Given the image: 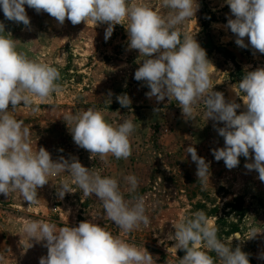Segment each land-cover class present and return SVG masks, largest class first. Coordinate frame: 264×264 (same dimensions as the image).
Returning <instances> with one entry per match:
<instances>
[{
  "label": "rangeland",
  "instance_id": "374dc122",
  "mask_svg": "<svg viewBox=\"0 0 264 264\" xmlns=\"http://www.w3.org/2000/svg\"><path fill=\"white\" fill-rule=\"evenodd\" d=\"M129 2L147 3L164 15L169 11L162 0ZM197 2L200 7L195 16L178 26L181 40L184 35L195 36L213 65L209 66L213 90L222 92L226 101L239 103L237 114H240L245 107L244 93L239 91L238 84L246 70L264 67V54L252 49L247 37L244 40L248 48L236 45L235 35L226 26L228 18H235L226 0ZM24 7L31 30L5 19L2 7L0 22L4 23L5 32L11 33L10 38L19 40L18 51L31 60L59 69L58 83L62 87L61 92L52 93L46 100L34 98L32 107L38 105L39 111L33 112L32 107L21 102L13 113L29 128L32 148L44 147L54 161L61 156L66 159L75 156L83 166L102 177H115L126 200L144 197L150 222L126 233L107 218L95 194L85 197L67 172L53 174L46 185L38 188L37 204L29 205L19 192L9 197L0 194V264H39L40 257L47 256L45 242L29 240L24 233L23 225L28 220L54 223L57 229L94 220L125 242L145 247L158 257L156 264H179L181 250L167 251L175 243L167 240V236L175 233L173 224L199 210L213 219L220 240L233 249L239 245L248 254L250 264H264L261 258L264 232L251 238L253 229L264 230V182L258 171L245 168L246 163L254 162V152L250 150L249 158L241 156L237 167L227 169L224 161L217 162L212 154L213 149L224 147V138L216 131V127L224 125L206 119L202 102L192 120L182 115L175 99L157 102L155 97H146L150 89L143 81L134 79L144 57H139L138 50L128 49L127 19L122 21L123 25H115L113 34L105 41L107 24L96 26L89 20L73 25L66 18L61 25L45 12L38 14L27 5ZM125 93L131 104L122 108L116 97ZM89 107L102 111L114 126L123 119L133 121L135 130L129 138L132 155L127 160H117L112 155L107 163L98 155L91 159L87 150L74 143L63 117ZM189 146H194L198 156L210 164V183L206 188H202L196 176V163L185 152ZM130 174L139 182L135 193L127 191L124 181ZM66 180L74 193L60 199L57 190ZM208 254L214 264H222L215 252Z\"/></svg>",
  "mask_w": 264,
  "mask_h": 264
},
{
  "label": "clouds",
  "instance_id": "9594fccd",
  "mask_svg": "<svg viewBox=\"0 0 264 264\" xmlns=\"http://www.w3.org/2000/svg\"><path fill=\"white\" fill-rule=\"evenodd\" d=\"M162 3L169 10L166 15L147 3H130L129 0H0V7L5 19L22 23L29 30L30 18L25 5L38 14H49L61 25L66 18L73 25L89 20L96 26L107 24L105 41L113 34L115 25H123L122 21L127 19L128 49L138 50L139 57H144L134 79L143 81L150 89L146 97H155L157 102L175 99L182 115L192 120H195L196 107L202 102L206 119L224 125L216 127L224 138V147L212 150L215 160H223L231 170L239 165V157L249 158L252 150L254 162L246 163L245 168L258 171L259 179L264 182V67L246 70L239 82L245 110L237 114L241 105L235 100L226 101L222 92L213 90L209 76V66L213 65L206 50L195 36L184 35L181 40L178 26L195 16L200 7L197 0H162ZM226 4L235 17L228 18L226 26L235 35L236 45L248 48L250 44L252 49L264 54V0H226ZM10 37L11 33L5 32V25L0 22V194L9 197L19 192L29 205L37 204L38 188L49 182L48 177L67 172L85 197L95 194L107 218L122 231L127 233L141 224L148 225L144 197L126 200L115 177H102L83 166L75 156L70 159L61 156L54 161L44 147L32 148L29 128L13 113L21 102L32 107L34 98L43 101L52 93L61 92L58 83L61 73L50 63L29 59L17 50L19 40ZM245 37L249 44L245 43ZM116 99L122 108L131 104L126 93ZM32 111H39V106L32 107ZM63 120L74 143L87 150L91 159L98 155L107 163L109 155L117 160H127L132 155L129 138L135 125L131 119H123L114 126L102 111L89 107L67 113ZM185 152L196 163V176L202 188H206L210 183V164L198 156L194 146L187 147ZM124 181L127 191L135 193L139 186L137 177L130 174ZM67 193L74 191L66 180L57 194L63 199ZM173 227L175 233H169L167 240L175 243L167 251L184 250L179 264H214L208 251L215 252L222 264H250L248 254L239 245L233 249L218 238L213 219L203 210L182 218ZM23 231L29 240L45 242L47 256L40 257L39 264H156L158 259L145 247L125 242L94 220L59 229L54 223L28 220ZM252 231L251 238L264 232ZM261 258L264 259V255Z\"/></svg>",
  "mask_w": 264,
  "mask_h": 264
},
{
  "label": "trees",
  "instance_id": "16d2710c",
  "mask_svg": "<svg viewBox=\"0 0 264 264\" xmlns=\"http://www.w3.org/2000/svg\"><path fill=\"white\" fill-rule=\"evenodd\" d=\"M179 255L181 256V258L184 256L182 250L179 252Z\"/></svg>",
  "mask_w": 264,
  "mask_h": 264
}]
</instances>
